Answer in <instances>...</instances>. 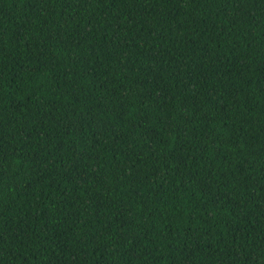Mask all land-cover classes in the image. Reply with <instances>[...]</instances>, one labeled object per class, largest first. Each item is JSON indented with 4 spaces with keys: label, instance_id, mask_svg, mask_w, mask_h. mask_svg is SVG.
Here are the masks:
<instances>
[{
    "label": "trees",
    "instance_id": "trees-1",
    "mask_svg": "<svg viewBox=\"0 0 264 264\" xmlns=\"http://www.w3.org/2000/svg\"><path fill=\"white\" fill-rule=\"evenodd\" d=\"M0 264H264V0H0Z\"/></svg>",
    "mask_w": 264,
    "mask_h": 264
}]
</instances>
